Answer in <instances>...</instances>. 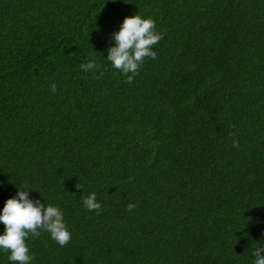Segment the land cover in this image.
<instances>
[{"label": "trees", "instance_id": "1", "mask_svg": "<svg viewBox=\"0 0 264 264\" xmlns=\"http://www.w3.org/2000/svg\"><path fill=\"white\" fill-rule=\"evenodd\" d=\"M0 264H264V0H0Z\"/></svg>", "mask_w": 264, "mask_h": 264}]
</instances>
